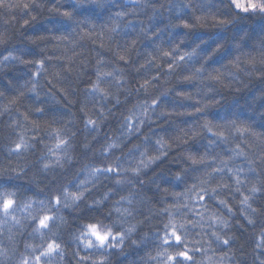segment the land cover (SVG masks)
Here are the masks:
<instances>
[{"label":"clouds","instance_id":"1","mask_svg":"<svg viewBox=\"0 0 264 264\" xmlns=\"http://www.w3.org/2000/svg\"><path fill=\"white\" fill-rule=\"evenodd\" d=\"M0 264H264V0H0Z\"/></svg>","mask_w":264,"mask_h":264}]
</instances>
